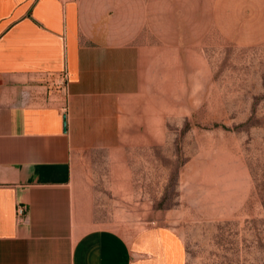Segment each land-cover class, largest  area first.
Masks as SVG:
<instances>
[{"label": "rangeland", "instance_id": "obj_1", "mask_svg": "<svg viewBox=\"0 0 264 264\" xmlns=\"http://www.w3.org/2000/svg\"><path fill=\"white\" fill-rule=\"evenodd\" d=\"M78 1L146 67L134 127L73 152L82 219L171 228L185 264H264V0Z\"/></svg>", "mask_w": 264, "mask_h": 264}, {"label": "crops", "instance_id": "obj_2", "mask_svg": "<svg viewBox=\"0 0 264 264\" xmlns=\"http://www.w3.org/2000/svg\"><path fill=\"white\" fill-rule=\"evenodd\" d=\"M97 27L78 0H0V264H185L171 228L82 219L73 152L134 127L146 74L140 48Z\"/></svg>", "mask_w": 264, "mask_h": 264}, {"label": "built area", "instance_id": "obj_3", "mask_svg": "<svg viewBox=\"0 0 264 264\" xmlns=\"http://www.w3.org/2000/svg\"><path fill=\"white\" fill-rule=\"evenodd\" d=\"M58 84H60L61 88L67 89L68 88V72L63 71L61 74L58 76ZM63 113L66 115L67 110H68V104L65 103L63 105ZM17 220L19 222H24L26 220V207L23 204H18L17 205Z\"/></svg>", "mask_w": 264, "mask_h": 264}]
</instances>
